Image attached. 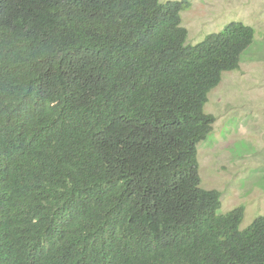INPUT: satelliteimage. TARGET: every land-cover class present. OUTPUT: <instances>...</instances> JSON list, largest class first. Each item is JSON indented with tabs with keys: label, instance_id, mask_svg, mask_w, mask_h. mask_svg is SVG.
I'll return each instance as SVG.
<instances>
[{
	"label": "trees",
	"instance_id": "trees-1",
	"mask_svg": "<svg viewBox=\"0 0 264 264\" xmlns=\"http://www.w3.org/2000/svg\"><path fill=\"white\" fill-rule=\"evenodd\" d=\"M189 6L0 0V264H264L197 159L255 29L190 44Z\"/></svg>",
	"mask_w": 264,
	"mask_h": 264
},
{
	"label": "rangeland",
	"instance_id": "rangeland-1",
	"mask_svg": "<svg viewBox=\"0 0 264 264\" xmlns=\"http://www.w3.org/2000/svg\"><path fill=\"white\" fill-rule=\"evenodd\" d=\"M189 1L180 14L190 44L232 21L255 29L239 67L224 72L208 94L204 111L215 122L197 144L200 186L220 191L219 213L243 206L244 229L264 215V0Z\"/></svg>",
	"mask_w": 264,
	"mask_h": 264
}]
</instances>
